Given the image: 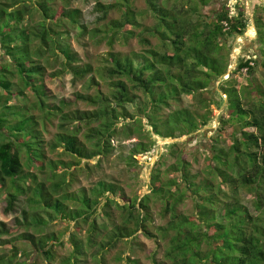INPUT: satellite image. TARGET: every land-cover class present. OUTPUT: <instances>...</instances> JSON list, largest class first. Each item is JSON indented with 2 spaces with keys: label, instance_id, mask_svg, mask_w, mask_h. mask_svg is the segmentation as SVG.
Wrapping results in <instances>:
<instances>
[{
  "label": "trees",
  "instance_id": "obj_1",
  "mask_svg": "<svg viewBox=\"0 0 264 264\" xmlns=\"http://www.w3.org/2000/svg\"><path fill=\"white\" fill-rule=\"evenodd\" d=\"M57 1L0 0V194H5V212L13 210L18 197L23 196L25 206L15 220L25 230L38 231L51 219L74 220L76 231L68 238L72 250L60 264H87L82 259L85 248L98 245L96 252L90 251L95 257L115 248L120 240L134 238L138 231L166 241L163 261L156 264H264V21L254 15L259 2L250 4L256 35L249 42V58L239 57L224 78L232 42L249 31L244 0L237 1L233 14L225 3L210 15L203 14L201 8L214 0H145L146 11L153 18L149 25L139 21L144 11L134 9V0L97 1L94 9L103 22L90 30L80 21L81 10L70 6L74 0H61V6ZM112 10L119 16L108 18ZM71 27H78L83 36L90 33L91 37L98 35L96 41H105L108 49L101 64L82 63L66 41ZM131 37H136L139 51L114 50V43H125ZM52 57L60 60V69L49 77L67 71L74 80L88 81L84 89L96 87V92H75L74 96L96 108L64 112L70 101H49L44 77ZM99 80L108 84L109 91L99 88ZM204 92L210 95L206 97ZM185 94L197 100L196 109L180 104ZM172 103L177 105L172 107ZM212 104L223 107L215 134L230 142L225 147L213 145L200 172L193 173L191 163L178 152L176 161L163 173L159 166L153 167L147 182L150 192L138 201L127 198L121 204L115 197L124 193V188L104 179L97 180L89 191H69L70 178L65 180L69 166L109 154L110 141L118 135L137 134L143 139L145 124L162 140L189 136L211 123ZM36 108L44 117L59 114L63 123L73 125L58 133L50 145L61 146L76 159L53 162V177L57 166L64 169L61 182L46 184L38 178L45 166L41 161L43 132L36 115L30 113ZM126 118L128 121L116 125L117 120ZM80 123L88 127L85 141H90L89 147L79 139ZM155 142L151 138L133 143L126 161L137 163L134 156L147 152ZM178 143L164 148L174 152ZM169 173L178 176L168 177ZM242 191L252 194L255 212L243 205ZM61 192L64 198L59 199ZM101 197L109 229L96 222ZM153 197L162 205L159 214L167 219L161 225L151 224L154 232L149 226ZM185 200L192 202L191 215L178 210ZM112 206L118 210L117 219L109 210ZM80 222L88 225L84 240L78 236ZM101 229L106 231L105 238L98 241ZM10 232L0 222V238ZM17 237L48 260L53 258L51 244L57 240L52 233L36 236L24 231ZM11 241L0 239V245L10 243L12 249L11 254L0 255V264H11L19 252ZM126 259L139 264L137 259Z\"/></svg>",
  "mask_w": 264,
  "mask_h": 264
},
{
  "label": "rangeland",
  "instance_id": "obj_2",
  "mask_svg": "<svg viewBox=\"0 0 264 264\" xmlns=\"http://www.w3.org/2000/svg\"><path fill=\"white\" fill-rule=\"evenodd\" d=\"M97 1L102 2H114L115 0H74L71 3V7H77L81 10L80 21L83 26L88 27L90 30L96 26H99L103 20L98 19V12L95 11L94 5ZM233 0H214L210 4L201 8V12L205 15H210L213 10L220 9L225 5V3H229ZM246 3H254L259 2L260 8L254 12V15H258L264 21V0H244ZM57 6L62 5V1H57ZM146 1L145 0H134V9L137 11H144V14L140 17V20L143 24H152L153 18L149 11H146ZM249 8H247V14L249 13ZM119 16V12L116 10H112L108 13V18H116ZM253 22V18H252ZM250 26V24H249ZM254 26V25H253ZM256 29H250L245 35L241 36L240 46L242 49L240 50V54L233 52L234 41L232 42V47L230 50V69L232 70L235 62H237L239 57L248 56L251 52L248 48L250 40L253 39L256 35ZM80 29L78 27H71L69 31V37L66 41L70 44L73 50L79 53L80 59L82 63H91L94 66L101 64V59L107 51L108 46L105 41H96L98 35L94 37L90 36V33L85 36L80 34ZM255 32V33H254ZM99 34V33H98ZM152 42L155 43L156 39L151 38ZM231 39H228L227 42L230 43ZM239 46V45H238ZM114 50H121L122 52H128L130 50L139 51L141 46L137 42L136 37H131L125 43L116 42L113 45ZM51 65L46 66L45 73V86L48 89L49 101L56 102L58 100H68L70 103L66 105L67 107L64 109V112L75 110L76 108H80L81 110H92L96 108V105L87 104L79 99L76 100L74 94L75 92H84V93H95L96 87H90L89 89H84L86 85L89 83L88 81L82 80H74L69 72L63 71V73L58 76L49 77V74L54 70L60 69L59 62L55 61V57L50 58ZM228 72V71H227ZM242 74V73H241ZM100 86L99 88L103 92L109 91L108 84L99 80ZM243 84L246 85L247 81H243ZM217 88V86H215ZM205 93V94H204ZM203 95L206 96V92ZM210 94H207V96ZM206 96V97H207ZM222 100L226 98V95H222ZM28 103L32 101V98H28ZM216 99V96H215ZM10 102L20 103L17 99H11ZM224 102V101H223ZM223 102L221 103L223 106ZM28 104V105H29ZM182 106H188L191 109H196L199 103L196 99L192 98L188 94L182 96V100L180 103ZM177 104L172 103V107ZM129 109L132 110L133 106L128 105ZM212 111V119L210 120V124L204 126L202 129L196 131V133L192 135H182L177 138H169L167 140H162L156 134L150 132V128L143 124L141 133L143 134V139L140 138L137 134L129 136L118 135L116 139H112L110 141L112 150H110L109 154L104 156L96 155L91 158L89 161L82 160L79 164H73L69 166V173L67 174L65 180H68L69 183L67 185L69 191H81L82 189H89L95 184V182L99 179H104L107 182H111L114 184H118L124 188V193L118 194L115 199L118 200L121 204L125 202L127 198L136 199L137 201L142 197L143 194L149 193L150 189L147 186V182L149 180V175L153 167L159 166L161 173H163L164 169L169 166V164L175 162L176 156L178 152H182L184 158L187 159L191 163L190 169L193 173L200 172L203 168L206 167V156L208 153H211V147L214 145L215 147H225L229 144L230 140L226 137H218L215 134V127L217 125V117L220 115L221 108L216 107L215 104L210 105ZM201 109H206L201 108ZM168 108L165 112H168ZM30 113L36 115L38 121V127L42 129V140L41 141V149L43 150L44 159H41L44 163V172L38 173V178L45 180L46 184H50L52 181L58 180L61 182L63 180L64 174L62 173V167L57 166L56 172L57 175L53 177L52 173V164L53 162L59 160H76L73 156L68 153H64L63 148L61 146H57L56 148H51V144L55 143V138L58 133H61L65 129L72 128V123L65 124L59 119V114L50 117H44L45 113L40 109H34L30 111ZM128 121V119H119L116 122V125H121L122 122ZM144 122V119L141 120ZM96 122H92L91 125H96ZM87 126L83 124H79L78 136L79 139L86 144L87 147L91 146L90 141H85V136L87 134ZM149 130V132H148ZM156 139L155 144L147 151L142 152L141 154H136L134 159L137 161L131 162L129 164L125 156H127L129 148L133 143L138 142V140H150ZM173 142H179L174 148V152L168 151L164 148V145H169ZM20 154V153H19ZM63 166V165H62ZM41 169L40 165L38 166ZM168 177L173 175V177L177 178V173H169ZM69 176V177H68ZM47 177V178H46ZM64 185V184H63ZM62 185V186H63ZM63 192V191H62ZM59 199L64 198V194H62ZM252 194H248L245 191L241 192V201L243 205H245L250 211H254L253 204L251 202ZM5 194H0V222L5 223L7 229L11 230L9 234L1 236L0 239H11V243H13L18 249L16 258L12 259L11 264H14L15 261L23 262L22 264H60L62 259L68 256L72 250V244L70 242L69 233L75 232L74 229V220H58L51 219L47 221V223L39 230H33V228H28L25 230L24 227L17 225L15 218L21 217L20 210L24 208V199L23 196H19L18 200L15 203L14 209L9 211V213L5 212L6 203L4 200ZM82 196L80 195V198ZM103 198L101 197V203L98 204L97 213L99 215L96 217V222L98 224H105L107 229L110 228V222L104 215L102 203ZM161 203L159 199L152 198L150 201V208L153 213V220L151 224H164L167 219L163 218L161 214H159ZM178 210L186 213V215L192 214V202L190 200H185L181 202L178 206ZM111 213L114 214L115 218H118V210L114 208V206L109 209ZM88 225L86 223H81L79 225V233L78 236L84 240ZM152 232L154 229L150 228ZM33 233L34 235L52 233L55 236V242L51 244V250L53 254L52 259H47L42 252L34 248L29 243L21 238L17 237L22 232ZM105 230L101 229L97 235L96 239L98 241L103 240L102 237L105 238ZM166 247V241L158 240L155 237H149L138 231L134 238H128L120 240L115 246V248H109L108 250L100 251L95 257H91V252H96L97 247H89L85 248L87 251L86 256L82 257L86 261L87 264H130L127 261L126 257H130L132 260L137 259L139 264H156V261H163V251ZM11 244L8 243L6 245H0V255H8L11 254ZM155 259V261H154ZM133 264V263H132Z\"/></svg>",
  "mask_w": 264,
  "mask_h": 264
},
{
  "label": "built area",
  "instance_id": "obj_3",
  "mask_svg": "<svg viewBox=\"0 0 264 264\" xmlns=\"http://www.w3.org/2000/svg\"><path fill=\"white\" fill-rule=\"evenodd\" d=\"M237 1L238 0H233V1H230L229 2V5H230V13H234L235 12V8H236V4H237ZM247 8H249V13L247 14ZM245 10H246V14H247V17H248V23H247V27H248V29H249V31H250V29H252V30H255V27L253 26V22H252V10H251V5H250V3H246V8H245ZM249 24H250V26H249ZM222 25H224V26H226V22L225 21H223V23H222ZM248 31V32H249ZM256 32V31H255ZM254 32V33H255ZM241 36L242 35H237L236 37H235V41H234V46H233V52H236L237 54H240L239 52H240V50L242 49V47L240 46V43H241ZM239 45V46H238ZM246 58H249V56H245ZM230 64L228 65V68L230 69ZM234 66H235V64H234ZM234 66L232 67V69L234 68ZM245 71V69H243L242 70V72H244ZM228 73H229V70H228V72H226L224 75H223V77L225 78V77H227L228 76ZM222 95H224V94H222Z\"/></svg>",
  "mask_w": 264,
  "mask_h": 264
},
{
  "label": "water",
  "instance_id": "obj_4",
  "mask_svg": "<svg viewBox=\"0 0 264 264\" xmlns=\"http://www.w3.org/2000/svg\"><path fill=\"white\" fill-rule=\"evenodd\" d=\"M171 139H173V138H171Z\"/></svg>",
  "mask_w": 264,
  "mask_h": 264
}]
</instances>
